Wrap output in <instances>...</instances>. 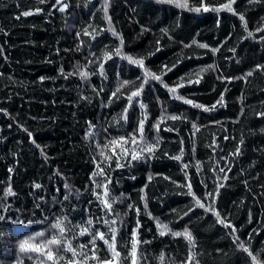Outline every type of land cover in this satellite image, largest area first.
Wrapping results in <instances>:
<instances>
[{
    "label": "trees",
    "instance_id": "trees-1",
    "mask_svg": "<svg viewBox=\"0 0 264 264\" xmlns=\"http://www.w3.org/2000/svg\"><path fill=\"white\" fill-rule=\"evenodd\" d=\"M68 2L69 8L61 13L52 8L55 0H0V196L9 185L14 192L4 201L9 209L0 210L6 216L0 221V232L6 234L0 236V264H41V260L67 264L72 253L64 248L59 250L63 259L49 261L42 253H20L17 243L32 232L43 230L50 235L56 216L66 215L73 225L84 226L91 216L92 228L107 233V227L96 220L101 213L89 181L93 157L101 160L96 145L133 132L141 118H145V137L149 141L159 137V147L152 158L133 160L121 168H115L112 160L110 195L124 196L102 217L110 223L116 220L114 247L120 256L113 260L99 237L93 248L91 235H79L77 227L65 234L75 235L70 242L77 251V264H99L106 259L110 264H132L133 228L142 241L135 264H246L245 254L237 250L229 233L234 226L235 235L246 245L251 233L253 251L264 241V116L255 114L264 112V69L255 68L264 65V42L259 39L264 35V0H234L233 12H192L156 0H109L110 20L104 18L101 0ZM189 2L197 4L198 0ZM204 2L216 5L228 0ZM25 11L30 14L23 15ZM239 13L245 16L251 37ZM89 25V31L96 29L95 39L83 35ZM257 28L262 30L257 32ZM110 29L118 35L113 36ZM77 32H81L79 38ZM116 47L134 58L143 57L146 68L169 87L182 84L175 93L185 99L211 107L223 92V102L204 111L176 100L168 88L149 78L141 94L133 97V110L127 95L139 88L141 81L136 78L142 77L143 70L112 55L103 61L105 79L96 64L88 63L103 59L104 51ZM212 48L217 51L212 53ZM76 65L95 74L86 80L70 75ZM250 70L252 74L246 75ZM229 76L237 79L218 78ZM189 79L193 82L187 83ZM124 80L129 84L124 85ZM112 92L120 98L114 96L109 102ZM140 102L146 105L144 109ZM125 106L127 121L122 118ZM172 115L187 119L173 120ZM88 121L96 126L92 140L84 135ZM154 124H159L158 131ZM121 143H109L103 150L105 156L120 153ZM177 155L180 160L174 159ZM128 160L130 156H120L122 164ZM65 184L80 195L73 192L65 200ZM190 192L231 226L217 222L211 211L193 208L188 212L193 202ZM129 203L133 209L127 208ZM157 223L174 231L187 226L194 247L183 236H160ZM52 248L55 255L56 248Z\"/></svg>",
    "mask_w": 264,
    "mask_h": 264
},
{
    "label": "snow or ice",
    "instance_id": "snow-or-ice-1",
    "mask_svg": "<svg viewBox=\"0 0 264 264\" xmlns=\"http://www.w3.org/2000/svg\"><path fill=\"white\" fill-rule=\"evenodd\" d=\"M41 3L44 2V0H40ZM157 3H167V4H174V6L178 9H186L188 11L192 12H208L209 10L213 12H219L221 9H225L228 12H233V7L232 4L234 0H228L227 3H219L216 5H208L204 2V0H198L197 4H191L189 0H156ZM69 2L68 0H55V3L52 4V8H58V10L61 13H64L66 9L69 8ZM108 6H109V0H101V10L103 12L104 18L107 20H110V17L108 16ZM36 12H40V8L35 9ZM29 11H25L23 15L27 16L29 15ZM239 19L242 22L244 26V31H247V34L249 37L253 35L252 31H249L247 29V25L245 22V16L242 13H239ZM219 23V21H217ZM89 26H86L85 29L83 30V35L85 36H91L92 39H95V35L93 33H96V29H92L91 31L88 30ZM264 27V26H262ZM111 30V29H110ZM262 29L257 28L255 31L260 32ZM112 31L113 36H117L118 33H116L114 30ZM162 32H165V29H161ZM81 35V32H77L76 36L79 38ZM259 39L264 42V35H261ZM123 43V40L121 39V44ZM157 45L160 44L159 41L156 42ZM80 44H83V41H80ZM200 47L202 48H208L209 46L207 44H201ZM77 50H79V46L77 47ZM159 48H157V51ZM212 53H215L217 51L216 48L211 49ZM232 51H235L232 49ZM152 53H149L151 55ZM112 55L119 56L120 59L126 60L129 65H136L138 66L139 69L143 70V75L142 77H137L136 79L141 81L139 84V88H137L135 91L131 92V94L127 95V101L129 106H133V110H135L134 105H133V97H138L141 94V91L144 89L145 84L149 81V78L159 81L161 85L165 88H168V91L170 95H173L176 100H183L185 103L193 105L194 107L201 108L204 111H212L215 109L216 104L222 103L223 102V97L224 93H220V100L216 101V104H213L211 107H207L204 104H198L195 101L191 99H185L184 96L178 95L175 93L176 88L182 87V84H176L172 87H169L167 84H164V82L161 80V76L157 75L156 73L150 71L149 69L146 68L144 64V59L143 57L139 58H134L132 55L127 54L122 52V49L120 47L114 48L111 52L109 51H104L102 53L103 59L100 57H97L96 60H89V64H96L97 67L99 68V73L100 75L104 76L105 79H107V76L105 75V65H104V60L111 59ZM179 63V61H177ZM176 65L174 64L172 67H175ZM88 65H84V68H87ZM166 67V66H165ZM209 68L212 67V65H208ZM76 69L70 75H79L81 80H86L90 75H94L95 73L91 71H84L80 68L79 65L74 66ZM256 69H264V65L257 64L255 65ZM170 70V69H169ZM61 72H63V69H60ZM252 71L250 70L246 75H251ZM117 76H119V72L116 73ZM220 79H237V77H218ZM41 80L44 79V77L40 78ZM193 81L189 79L187 83H192ZM196 83H199V80L196 81ZM123 84H129V81L124 80ZM122 86V85H121ZM227 90V89H226ZM95 91V89H94ZM99 91H103V89H99ZM119 91V88H118ZM123 95V94H121ZM116 97L117 99L120 98V96L117 95L116 92H112L108 99L109 102L112 101L113 97ZM83 98V97H82ZM102 106H107V105H102ZM140 109H144L146 105L142 102L139 103ZM258 116H264V112L260 113H255ZM164 113L162 112V116ZM125 121L128 119V106H125L123 109V117ZM171 118L173 120L175 119H187V117H178L175 115H172ZM118 123V121H116ZM144 123H145V118H141L138 121V126L134 128L133 132L128 133L127 135H121L118 137L112 138L108 143H105L104 145L97 144L96 148L100 153L101 160L97 161L95 157H93L92 162L95 165L93 168V171L89 174V181L91 183V195L94 197L95 202H97L99 211L101 213L100 217H96L97 222L102 223L104 226L107 227L108 231L102 232L99 228H92L93 225V218L89 216L87 221H85V225H81L79 222H77L75 225L71 223V221L68 220V217L65 216H56L52 223L50 224V228L53 230L50 235H45V231H40V232H32L30 235H25L23 239H20L18 243V247L20 250V253L23 254H29L30 253H42L43 256L47 257V260L53 261L55 260H60L63 259L62 256L59 254L60 248H64L66 251H71L72 253V258L67 260V264H77V251L76 248H74L71 244V240L75 239V235L73 236H67L65 235L67 232L72 231L75 228H80L79 235H83L84 233H89L91 235V240L89 243L92 245L93 248H96V238L99 237L100 240L104 241V244L108 246L109 250L112 253V259L114 260L116 257L120 256L119 251L116 250L114 247L115 244V237L117 233V228L114 226L116 223V220L113 219L111 223L107 220H102V217L104 215H108L112 211V204L115 203L116 200L120 199L121 197L124 196L123 193L120 194V196H111L110 195V186L112 185V176H111V171H112V160L115 159V168H121L124 166H127L128 164L131 163L133 160H140V159H150L153 156L154 150L159 147V137H154L151 141H149L145 135H144ZM96 126L91 122H87V130L85 132V139L92 140L94 139L96 133L93 131V129ZM153 127L158 131L159 130V124H154ZM197 125L193 123V128H196ZM27 131V129H25ZM106 131V130H105ZM139 133V135H137ZM29 137H31V132L28 133ZM227 139V137H225ZM139 141V143H138ZM118 142L121 143V152L120 153H113L112 155L105 156L104 154V149L109 146V143L112 145L117 144ZM242 142V141H241ZM124 145H128L125 147ZM182 151V149H181ZM236 152L239 153V148L237 147ZM230 155L232 153H229ZM123 155L125 158L129 157L131 160H128L126 164H122L120 162V156ZM167 155V153H165ZM174 159L180 160L181 157L179 155L175 156ZM184 167H187L185 164ZM151 179V177H149ZM118 183V182H117ZM36 187H40L39 185H36ZM190 188V185H189ZM65 193L66 195L64 196V199L67 200L69 197L73 194L76 196L80 195L79 190H74L70 185L65 184L64 185ZM190 195L193 196V202L192 206L188 208V212H192L193 208L197 209H204L205 212H213L214 215H216L217 222L224 224L225 227H230L231 222L227 221L225 222L222 220L219 216L218 211L215 208L211 207H206L204 203L201 202L199 198H196L193 193H189ZM9 195H14V192L11 189V186L9 185L4 189L3 196H0V210L2 211H7L10 207L8 203H5L7 197ZM206 196H210V193H205ZM40 199H44L43 197H40ZM143 199V197H141ZM57 203H60V201H55ZM93 200H89L88 203L89 205L93 204ZM37 208L40 207V205H36ZM146 207V205H145ZM128 209H133L134 205L129 203L127 205ZM135 211L139 213L140 209L137 207L135 208ZM175 212V210H173ZM128 213L124 212V215L126 216ZM117 217H119V213L115 214ZM184 215H187V212L184 213ZM149 216L151 217V213H149ZM47 217H45L46 219ZM6 219L5 215H0V221H3ZM158 219V218H153ZM13 224L17 223V221H12ZM137 227H139V221H137ZM156 229L157 232L159 233L160 236H164L166 233H170L171 236L173 237H181L183 236L189 243L190 246L194 247V238L192 237L189 229L187 226L184 227L183 231H174L168 228V225L163 224V223H157L156 224ZM236 229L234 226H231V232L229 235L234 236L233 243L236 245L237 250L241 251L242 253L245 254V260L246 264H264V241L261 242V248L256 249L253 251L252 245H251V240H252V234L249 233L248 235V240L249 243L246 245L243 241H240V237L236 236ZM256 231H260L257 229ZM108 234L111 236V241L108 239ZM6 234L3 232H0V236H5ZM131 256H132V264H135V257H136V252H137V245L141 243L142 241H139L137 239L138 233L136 231V228H133L131 233ZM59 237V238H58ZM144 243H147L146 241H143ZM52 246H55L56 252L54 255V251ZM81 249H83V245H80ZM47 249V251H45ZM219 251V249L217 250ZM84 256V260H88V256L86 253H82ZM95 252L92 253V256L95 257ZM37 259H40V257H37ZM192 257H189V260H191ZM41 264H44V261L41 260ZM99 264H110L109 260H103L99 261ZM197 264L199 262L197 261Z\"/></svg>",
    "mask_w": 264,
    "mask_h": 264
}]
</instances>
